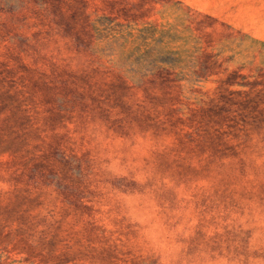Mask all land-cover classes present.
Masks as SVG:
<instances>
[{
    "label": "rangeland",
    "instance_id": "obj_1",
    "mask_svg": "<svg viewBox=\"0 0 264 264\" xmlns=\"http://www.w3.org/2000/svg\"><path fill=\"white\" fill-rule=\"evenodd\" d=\"M182 1L0 0V264H264V0Z\"/></svg>",
    "mask_w": 264,
    "mask_h": 264
},
{
    "label": "trees",
    "instance_id": "obj_2",
    "mask_svg": "<svg viewBox=\"0 0 264 264\" xmlns=\"http://www.w3.org/2000/svg\"><path fill=\"white\" fill-rule=\"evenodd\" d=\"M176 3L183 4L185 5L193 14H199V15H205L209 18H212L208 14H204L201 11H198L197 9H194L190 7L189 5L185 4L182 0H176ZM142 31L137 34L139 37H141L144 41H148L149 35L151 33V30L149 28L146 29H141ZM169 31L166 30L165 27H162L160 30V33L162 37L165 36V33ZM176 33V32H175ZM135 29L132 25H128L125 30L122 31L120 35V39L123 43V54L121 56L122 61L124 64L128 65L131 69V71L136 75L138 72L142 74L143 77H147L149 75L155 74L157 70H155L154 65L156 64H165V63H174L176 55L180 54V51L175 50V49H170L167 51H159V52H152L151 50H146L144 53L136 54L134 49H131L130 43L134 41L135 37ZM178 38L182 39H189L191 38V35H178ZM149 45V41L147 43ZM143 62V63H148L149 65H152L153 68H146L145 70H138L135 68L136 63ZM160 67V66H159ZM158 67V68H159ZM172 72L175 74V78L177 80H184V79H195V80H201L205 75L202 73L201 70H191V71H186L184 69H173ZM139 75V73H138ZM8 225L6 224H1L0 226V244L2 243H8V234L4 235V228L7 227ZM9 233V232H8ZM24 240V239H22ZM24 245H16V250L18 251H23L27 246H34L33 243L30 241V238H27V240H24ZM14 250V249H13ZM39 254L44 255L42 251L39 252ZM45 256V255H44Z\"/></svg>",
    "mask_w": 264,
    "mask_h": 264
}]
</instances>
